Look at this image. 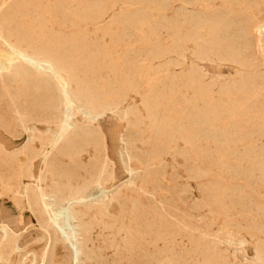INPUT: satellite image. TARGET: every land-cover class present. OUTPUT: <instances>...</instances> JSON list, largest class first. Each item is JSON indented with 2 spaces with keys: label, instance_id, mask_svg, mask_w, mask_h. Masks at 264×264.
Here are the masks:
<instances>
[{
  "label": "rangeland",
  "instance_id": "obj_1",
  "mask_svg": "<svg viewBox=\"0 0 264 264\" xmlns=\"http://www.w3.org/2000/svg\"><path fill=\"white\" fill-rule=\"evenodd\" d=\"M213 1L0 0V66L9 72L0 73V264H264V54L250 31L252 14L264 24V0ZM200 26L217 27V43ZM14 49L60 59L63 81L85 100L64 140L61 87ZM140 66L148 80L135 96L128 79ZM184 69L205 74L207 93L175 81ZM91 98L121 102L93 121ZM215 102L223 115L211 113Z\"/></svg>",
  "mask_w": 264,
  "mask_h": 264
},
{
  "label": "bare ground",
  "instance_id": "obj_2",
  "mask_svg": "<svg viewBox=\"0 0 264 264\" xmlns=\"http://www.w3.org/2000/svg\"><path fill=\"white\" fill-rule=\"evenodd\" d=\"M89 1V0H88ZM106 1V0H105ZM216 1H218V0H216ZM215 1V2H216ZM226 1V0H225ZM231 1V0H230ZM256 1V0H255ZM262 1V0H261ZM107 2H108V0H107ZM214 2V1H213ZM214 2V3H215ZM237 2V1H236ZM235 2V3H236ZM240 0H239V4H240ZM249 2V1H248ZM78 3V2H77ZM222 3V2H221ZM229 3V2H228ZM234 3V4H235ZM261 3V2H260ZM264 3V2H263ZM7 4V3H6ZM82 4V3H81ZM85 4V3H84ZM91 4V3H90ZM98 4H99V2H98ZM212 4V3H211ZM216 4V3H215ZM94 5V4H93ZM202 5V4H201ZM201 5H200V7H201ZM208 5V4H207ZM214 5V4H213ZM222 5V4H221ZM228 5V4H227ZM262 5V4H261ZM264 5V4H263ZM105 6V5H104ZM210 6H212V5H210ZM225 6V5H224ZM98 7V6H97ZM203 7H205V6H203ZM208 7V6H207ZM235 7V6H234ZM92 8V7H91ZM198 8V7H197ZM214 8V7H213ZM72 9V8H71ZM99 9V8H98ZM102 9V8H101ZM208 9V8H207ZM81 10H83V9H81ZM80 10V11H81ZM90 10V9H89ZM92 10V9H91ZM239 10V9H238ZM244 10V9H243ZM12 11V10H11ZM95 11V10H94ZM234 11H236V10H234ZM260 11V10H259ZM21 12V11H20ZM74 12V11H73ZM203 12V11H202ZM212 12V11H211ZM225 12V11H224ZM227 12V11H226ZM197 13V12H196ZM195 13V14H196ZM213 13V12H212ZM199 14V13H198ZM22 15V14H21ZM194 15V14H193ZM201 15H203V14H201ZM200 15V16H201ZM256 15V14H255ZM98 16V15H97ZM204 16V15H203ZM226 16V15H225ZM224 16V17H225ZM236 16V15H235ZM234 16V17H235ZM250 16V15H249ZM20 17V16H19ZM30 17H31V15H30ZM80 17V16H79ZM202 17V16H201ZM200 17V18H201ZM223 17V16H222ZM232 18V20L231 21H235V20H233V19H235V18ZM240 17V16H239ZM24 18V17H23ZM184 18V17H183ZM188 18H190V17H188ZM198 18V17H197ZM221 18V17H220ZM84 19H86V18H84ZM205 19V21L207 20L206 19V17L204 18ZM214 19V18H213ZM222 19V18H221ZM237 19V18H236ZM248 19H250L249 17H248ZM11 20V19H10ZM97 20V19H96ZM100 20V19H99ZM180 20H182V19H180ZM190 20V19H189ZM196 20H198V19H196ZM200 20H203V19H200ZM215 20H216V18H215ZM225 20V19H224ZM238 20V19H237ZM247 20V19H246ZM21 21V20H20ZM26 21V20H25ZM188 21V20H187ZM195 21V20H194ZM218 21V20H217ZM241 21V20H240ZM260 21V20H259ZM258 21V19L255 17V16H253V14H252V17H251V24H250V26H251V29H250V31L252 32V34H253V37H254V42L256 41V48H258V50L261 52V53H263L264 54V24H262L261 23V21L259 22ZM198 22H200V21H198ZM204 22V21H203ZM207 22V21H206ZM214 22V21H213ZM219 22V21H218ZM237 22H239V21H237ZM246 22V21H245ZM23 23V22H22ZM186 23V22H185ZM191 23V22H190ZM192 23H194V22H192ZM209 23V22H208ZM221 23V22H220ZM232 23V22H231ZM247 23V22H246ZM246 23H244V24H246ZM28 24V23H27ZM216 24H217V22H216ZM227 24H229L230 25V20H229V23L227 22ZM243 24V25H244ZM186 25V24H185ZM184 25V26H185ZM193 25V24H192ZM213 25H215V23L213 24ZM219 25V24H218ZM218 25H215V26H218ZM221 25V24H220ZM233 25H236V22H235V24H233ZM232 24L230 25V26H233ZM202 26V25H201ZM199 27V32H198V34L200 35V34H204L205 32L209 35L207 38H208V40L209 41H215V43H217L216 42V39H217V36H216V38H215V33H216V28H214V27H207L206 29H203V27L205 28V26H203V27ZM209 26H210V24H209ZM223 26H224V23H223ZM226 26V25H225ZM187 27H188V25H187ZM194 27V26H193ZM219 27V26H218ZM248 27H249V25H248ZM220 28V27H219ZM231 28V27H230ZM235 28V27H234ZM236 28H237V26H236ZM241 28V27H240ZM239 28V29H240ZM244 28H245V26H244ZM187 29V28H186ZM248 29V28H247ZM235 31H236V29H234ZM242 30V29H241ZM126 31V30H125ZM220 31H221V28H220ZM224 31V30H223ZM227 32L229 31V30H226ZM235 31H233V32H235ZM244 31V30H243ZM181 32V31H180ZM222 32V31H221ZM227 32H224V33H227ZM231 32V31H230ZM250 32V33H251ZM3 33V32H2ZM220 33V32H219ZM218 33V34H219ZM223 33V32H222ZM221 33V34H222ZM237 33V32H236ZM248 33V32H247ZM233 34V33H232ZM1 29H0V37H1ZM129 35V34H128ZM205 35V34H204ZM217 35V34H216ZM226 36H227V34H225ZM228 35H229V33H228ZM239 35H240V32H239ZM242 35H244V34H242ZM127 36V35H126ZM125 36V37H126ZM180 36V35H179ZM186 36V35H185ZM219 36V35H218ZM224 36V35H223ZM230 36V35H229ZM228 36V37H229ZM250 36V35H249ZM249 36H247V37H249ZM124 37V38H125ZM187 37V36H186ZM204 37V36H203ZM206 37V36H205ZM204 37V38H205ZM220 37H222V36H220ZM236 37V36H235ZM239 37V36H238ZM185 38V37H184ZM183 38V39H184ZM192 38V37H191ZM197 38H199V37H197ZM200 38H202V36L200 37ZM224 38H225V36H224ZM231 38H233V37H231ZM172 41H173V39L172 38H170ZM177 39V38H176ZM180 39H182V38H180ZM185 39H187V38H185ZM223 38H221V40H222ZM238 38H236V44H237V42H238V40H237ZM250 39V38H249ZM248 38H247V40H249ZM67 40V39H66ZM170 40V43L172 42ZM193 40H194V38H193ZM204 40V39H203ZM203 40H202V42H203ZM218 40H220V39H218ZM220 40V41H221ZM224 40V39H223ZM223 40L221 41V42H223ZM227 40V39H226ZM179 41V40H178ZM184 40H182V41H180L181 43H180V45L182 44V43H184L185 44V41L183 42ZM189 41V40H188ZM191 41V40H190ZM199 41V40H198ZM197 40H196V42H198ZM229 41V40H228ZM228 41H226V42H228ZM240 41V40H239ZM174 42V41H173ZM192 42H194L195 43V41H192ZM192 42H189V43H192ZM231 42V41H230ZM229 42V43H230ZM242 42V41H241ZM249 43H251L250 42V40L248 41ZM175 43L177 44V43H179V42H176L175 41ZM174 43V44H175ZM188 43V42H187ZM203 43H205L206 44V42L204 41ZM202 43V44H203ZM208 43V42H207ZM232 43H233V40H232ZM234 43V44H235ZM253 43V42H252ZM1 44V43H0ZM183 44V45H184ZM193 44V43H192ZM204 44V45H205ZM221 44V43H220ZM224 44V43H223ZM222 44V45H223ZM226 44V43H225ZM240 44V43H239ZM45 45V44H44ZM87 45V44H86ZM172 45V44H171ZM197 44L195 43V46H196ZM213 44H211V46H212ZM230 46H233V44L231 45V44H229ZM244 45V44H243ZM242 45V46H243ZM255 45H253L254 47H255ZM85 46V45H84ZM198 46V45H197ZM218 46V45H217ZM226 46V45H225ZM228 46V45H227ZM229 46V47H230ZM239 46V45H238ZM249 46V45H248ZM247 46V47H248ZM253 46H251V47H253ZM6 47V46H5ZM14 47V46H13ZM39 47V46H38ZM65 47V46H64ZM177 47H179L180 48V46H179V44L177 45ZM182 47V46H181ZM184 47H185V45H184ZM188 47V46H187ZM199 48H200V46H198ZM205 47H207V44H206V46ZM213 47V46H212ZM211 47V48H212ZM234 47H235V49H236V47L237 46H235L234 45ZM240 47H241V45H240ZM250 47V48H251ZM15 48V47H14ZM41 48V47H40ZM95 48V47H94ZM159 48V47H158ZM172 48V47H171ZM175 48V47H174ZM186 48V47H185ZM203 48V47H202ZM210 47H209V44H208V49H209ZM214 48V47H213ZM219 49H220V45H219V47H218ZM231 48V47H230ZM241 48H243V47H241ZM249 48V47H248ZM197 49V48H196ZM207 49V50H208ZM228 49V48H227ZM234 49V48H233ZM252 49V48H251ZM250 49V50H251ZM93 50V49H92ZM171 49H169V51H170ZM199 50V49H198ZM198 50H197V52H198ZM202 50V49H201ZM206 50V49H205ZM204 50V51H205ZM222 50V49H221ZM220 50V51H221ZM238 50H240L239 48H238ZM253 50V49H252ZM255 50V49H254ZM257 50V49H256ZM13 51V50H12ZM156 51V50H155ZM174 51V50H173ZM172 51V52H173ZM185 51V50H184ZM183 51V52H184ZM210 51V50H209ZM209 51H206V52H209ZM211 51H212V49H211ZM210 51V52H211ZM215 50L213 49V52H214ZM224 51H226V50H224ZM231 51V50H230ZM233 51V50H232ZM232 51H231V53H232ZM11 52V51H10ZM27 52V51H26ZM26 52H24V51H22V50H15L14 49V53L16 54V56H17V58H18V61L21 63V62H24V63H26L28 66H30V67H32V68H34V69H36L37 70V74H39L41 77H43L44 79H51V80H54V82L55 83H57L56 85H58V86H60L61 87V93H62V95H61V104H62V106L65 108V110H66V114H65V116H64V118L62 119V122H61V127H60V134H59V137H58V140H61V139H65L64 138V136H66L67 134H70V135H72L70 132L71 131H73V130H75L76 129V125L74 126H72V121H73V117H74V115H75V106L76 105H78V108H80L81 106H82V104H80V102H82V101H85L84 99H82V97H80L79 95H81V94H79V95H76L71 89H70V87H69V83L68 82H66V81H63V78H62V71H63V67H62V63H61V60L60 59H58V58H56V57H54L52 54L51 55H49V54H47V55H38V54H28V53H26ZM42 52V51H41ZM77 52V51H76ZM180 52V51H179ZM178 52V53H179ZM201 52V51H200ZM228 52V51H227ZM249 52V51H248ZM247 52V53H248ZM251 52V51H250ZM255 52V51H254ZM7 53H9V51L7 52ZM75 53V52H74ZM171 53V52H170ZM174 53V52H173ZM176 53H177V51H176ZM177 53V54H178ZM202 53V52H201ZM221 53V52H220ZM224 53V52H223ZM230 53V52H229ZM228 53V54H229ZM230 53V54H231ZM253 53V52H252ZM256 53V52H255ZM257 53H258V51H257ZM256 53V54H257ZM181 54V53H180ZM205 55L207 54V53H204ZM219 54V53H218ZM222 54V53H221ZM225 54V53H224ZM238 54V53H237ZM249 54V53H248ZM14 55V54H13ZM92 55V54H91ZM200 55V54H199ZM202 55V54H201ZM205 55H203V56H205ZM216 55V54H215ZM242 55L244 56V52H243V54H241L240 56L242 57ZM251 55V54H250ZM12 56V55H11ZM68 56V55H67ZM90 56V55H89ZM202 56V57H203ZM207 56V55H206ZM210 57L212 56V52H211V55H209ZM208 56V57H209ZM218 56H220V55H218ZM226 56V55H225ZM230 56V55H229ZM257 56V55H256ZM259 56V55H258ZM13 57V56H12ZM201 57V58H202ZM209 57V60L211 59ZM232 57V56H231ZM234 57V56H233ZM245 57H247V55L245 56ZM207 58V57H206ZM216 58V57H215ZM220 58V57H219ZM222 58V57H221ZM227 58V57H226ZM229 58V57H228ZM249 58V57H248ZM247 58V59H248ZM251 58H252V56H251ZM257 58V57H256ZM261 58H262V56H261ZM260 58V59H261ZM13 59V58H12ZM15 59V58H14ZM89 59V58H88ZM237 59V57L234 59V63H235V60ZM244 59V58H243ZM255 59V58H254ZM258 59V58H257ZM256 59V60H257ZM202 60V59H201ZM204 60H205V58H204ZM230 60V59H229ZM228 60V61H229ZM263 60V59H262ZM17 61V60H16ZM68 61V60H67ZM243 61V60H242ZM249 61V60H248ZM254 61V60H253ZM12 62V61H11ZM13 62H14V60H13ZM210 62H212V61H210ZM245 62H246V60H245ZM250 62V61H249ZM251 62H252V60H251ZM250 62V63H251ZM256 62V61H255ZM254 62V63H255ZM170 63H173L174 64V62H170ZM170 63H167L168 65L170 64ZM239 63H240V60H239ZM253 63V62H252ZM253 63V64H254ZM257 63V62H256ZM262 63V62H261ZM10 64H12V63H10ZM23 64V63H22ZM86 64V63H85ZM134 64H136V63H134ZM138 64V63H137ZM181 64V63H180ZM179 63H178V61H177V63H176V66L177 65H180ZM241 64V63H240ZM239 64V65H240ZM4 65V64H3ZM3 65H1L0 66V70H1V72L0 73H2V72H4V66ZM84 65V64H83ZM131 65V64H130ZM130 65H128V66H130ZM133 65V64H132ZM175 65V64H174ZM248 65L249 64H247V67H248ZM256 65V64H255ZM262 65V64H261ZM8 66H9V64H8ZM11 66V65H10ZM13 66V65H12ZM85 66V65H84ZM88 66V65H87ZM135 66V65H134ZM171 66V65H170ZM193 66H195L194 64H193ZM237 66H238V62H237ZM251 66V65H250ZM260 66V65H259ZM263 66V65H262ZM262 66L260 67V68H262ZM75 67V66H74ZM89 67V66H88ZM141 68H139V69H137L136 68V70L134 71V74L132 75V78H131V80H129L128 79V82L130 81V84H129V86H130V89L131 90H133L135 93H134V95L136 96V94L138 93V91L140 90V87H141V85H142V82L147 78L146 77V75H145V71H144V69L142 68V66H140ZM173 67H175V66H173ZM192 67V66H191ZM242 67H244V66H242ZM246 67V65H245V68L246 69H248ZM255 67V69H256V67H258V64H257V66H254ZM11 68V67H10ZM9 68V69H10ZM76 68V67H75ZM75 68H72V69H75ZM93 68V67H92ZM134 69H135V67H133ZM172 68V67H171ZM259 68V69H260ZM15 69H17V68H15ZM68 69V68H67ZM242 69H244V68H242ZM242 69H240V70H242ZM245 69V70H246ZM263 69H264V67H263ZM18 70V69H17ZM31 70V69H30ZM69 70V69H68ZM77 70V69H76ZM95 69H93V71H94ZM170 70V69H169ZM172 70V69H171ZM196 70H198V69H196ZM7 71V70H6ZM28 71V70H27ZM75 71V70H74ZM249 71V70H248ZM258 71V70H257ZM8 72V71H7ZM7 72H5L4 74L6 75L7 74ZM66 72V71H65ZM157 72V71H156ZM159 72V71H158ZM245 72V71H244ZM249 72H251V70L249 71ZM256 72V71H255ZM255 72H253L252 74L254 75V73ZM261 72V71H260ZM9 73V72H8ZM17 73H18V71H17ZM71 73V72H70ZM75 73V72H74ZM98 73V72H97ZM243 73V72H242ZM257 73H259V72H257ZM3 74V73H2ZM3 74V75H4ZM94 74V73H93ZM202 74H204V73H202ZM200 72H199V70L198 71H192V69L191 70H185L184 69V72H183V74H177V75H175L174 76V79H175V81L177 80V79H179V80H181V81H185L186 83H188V84H191L193 87H194V89L196 88L197 90H198V93H201V92H203V91H205V85H204V83L206 82V81H204V79H203V75H202ZM238 74H240V73H238ZM244 74H247V73H243V75ZM250 74V73H249ZM248 74V75H249ZM9 75V74H8ZM33 75V74H32ZM99 74H97V76H98ZM131 75V74H130ZM169 75V74H168ZM167 75V76H168ZM205 75V74H204ZM65 76H66V74H65ZM68 76V75H67ZM73 76V75H72ZM240 76V75H239ZM258 76V75H257ZM256 76V77H257ZM262 76V75H261ZM264 76V75H263ZM7 77V76H6ZM5 77V78H6ZM16 77H18V76H16ZM15 77V78H16ZM35 77V76H34ZM40 77V78H41ZM70 77V76H69ZM77 77H78V75H77ZM259 77H260V75H259ZM4 78V77H3ZM21 78H23V76L21 77ZM27 78V77H26ZM39 78V79H40ZM75 78V77H74ZM86 78V77H85ZM11 79V78H10ZM72 79V78H71ZM87 79V78H86ZM94 79V78H93ZM244 79V78H243ZM242 79V80H243ZM250 79H251V77H250ZM38 80V79H37ZM75 80H76V78H75ZM92 80V79H91ZM147 80H148V78H147ZM245 80H247V77L245 76ZM244 80V81H245ZM255 80H257V79H255ZM254 80V84L256 83V81ZM12 81H13V79H12ZM15 81V80H14ZM90 81V80H89ZM174 81V82H175ZM248 81H251V80H249V78H248ZM247 81V82H248ZM253 81V80H252ZM251 81V82H252ZM44 82H46L47 83V81H44ZM50 82V81H49ZM48 82V83H49ZM99 82V81H98ZM97 81H96V83H98ZM53 83V82H52ZM51 83V84H52ZM71 83V82H70ZM82 83V82H81ZM86 83V82H85ZM90 83V82H89ZM88 83V81H87V83L86 84H89ZM126 83V82H125ZM50 84V83H49ZM75 84V83H74ZM79 84V83H78ZM147 84V83H146ZM187 84V85H188ZM235 84H238V82L237 83H235ZM243 84V83H242ZM249 84V83H248ZM250 84H253V83H250ZM81 85V84H80ZM92 85V84H91ZM97 85V84H96ZM239 85H240V83H239ZM245 84H243V86H244ZM54 86V85H53ZM71 86H74V85H71ZM89 86V85H88ZM191 86V87H192ZM230 86V85H229ZM236 86V85H235ZM52 87V86H51ZM79 87V86H78ZM125 87V86H124ZM228 87V86H227ZM231 87V86H230ZM237 87V86H236ZM239 87V86H238ZM241 87V86H240ZM245 87H247L246 85H245ZM251 87H254L253 85L252 86H250V87H247V88H251ZM54 88H56L55 86H54ZM71 88H73V87H71ZM82 88V87H81ZM80 88V89H81ZM84 88V87H83ZM91 88V87H90ZM89 88V89H90ZM92 88H94V87H92ZM210 88V87H209ZM247 88H245L244 90H246ZM50 89V88H49ZM59 89V88H58ZM78 89V88H77ZM77 89H76V91L75 92H77ZM88 89V90H89ZM95 89V88H94ZM225 89V88H224ZM230 89V88H229ZM236 89V88H235ZM238 89V88H237ZM252 89V88H251ZM250 89V90H251ZM74 90V89H73ZM79 90V89H78ZM83 90V89H82ZM92 90V89H91ZM131 90H129V91H131ZM193 90V89H192ZM207 90V89H206ZM213 90V89H212ZM211 90V91H212ZM240 90H243V89H240ZM255 90V89H254ZM59 91V90H58ZM59 91V92H60ZM84 91V90H83ZM209 91V90H208ZM210 91V92H211ZM214 91V90H213ZM212 91V92H213ZM223 91V90H222ZM225 91V90H224ZM223 91V92H224ZM229 91V90H228ZM228 91H227V93H228ZM239 90H237V92H238ZM249 91V90H248ZM10 92V91H9ZM56 92V91H55ZM80 92V91H79ZM87 91H85V93H86ZM94 91H92V93H93ZM98 92V91H97ZM142 92V91H141ZM195 92H197V91H195ZM209 92V93H210ZM257 92H258V88H257ZM257 92H256V94H257ZM78 93V92H77ZM82 93V92H81ZM84 93V92H83ZM85 93H84V96H85ZM90 93V92H89ZM127 93V92H126ZM204 93H207L206 91L204 92ZM219 93V92H218ZM230 93V92H229ZM240 93H241V91H240ZM246 93H247V91H246ZM245 93V94H246ZM251 93V92H250ZM87 94V93H86ZM125 94V91L123 92V95ZM130 94V93H129ZM203 94V93H202ZM223 94V93H222ZM83 95V94H82ZM91 95V94H90ZM122 95V96H123ZM196 95H198V94H196ZM200 95V94H199ZM203 95H205V94H203ZM223 95H225V93L223 94ZM236 96H237V94H235ZM246 95H249L250 96V94H246ZM97 96V95H96ZM101 96H103V95H101ZM125 96V95H124ZM127 96V95H126ZM138 96V95H137ZM52 97V96H51ZM87 97H88V94H87ZM99 97V96H98ZM107 97V96H106ZM120 98H121V96H119ZM128 97H130V96H128ZM243 97H244V95H243ZM251 97V96H250ZM9 98V97H8ZM36 98V97H35ZM34 98V99H35ZM85 98H86V96H85ZM127 98V97H126ZM196 98V97H195ZM15 99V98H14ZM110 99V98H109ZM130 99V98H129ZM241 99V98H240ZM244 99V98H243ZM246 99V98H245ZM248 99H250V98H248ZM100 100V99H99ZM112 100V99H111ZM111 100H107V101H105V102H99V103H97L96 101H95V99L94 98H91V99H89V102H90V106H89V108H88V111L86 112V116H88V117H90L93 121H97V120H99V119H101V117H103V116H106L108 113H111V112H113V114L115 113L114 112V110L116 109L117 110V108H118V106H119V103L121 102H116V101H111ZM124 100V99H123ZM87 101V100H86ZM101 101V100H100ZM117 101H119V100H117ZM125 101H126V99H125ZM129 101V100H128ZM127 101V102H128ZM237 101V100H236ZM248 101V100H247ZM12 102V101H11ZM38 102V101H37ZM47 102H48V100H47ZM241 101H239V103H240ZM245 102V101H244ZM54 103V102H53ZM86 103V102H85ZM124 103H126V102H124ZM239 103H238V105L237 106H239ZM38 104V103H37ZM36 104V105H37ZM45 104H47V103H45ZM87 104V103H86ZM219 104V103H218ZM216 102L215 103H210V109L211 110H213V111H211V113H213V114H215V115H217V116H219V115H221L222 114V109H221V107L218 105ZM241 104V103H240ZM245 104V103H244ZM17 105V104H16ZM35 105V104H34ZM43 105V104H42ZM48 105H49V103H48ZM53 105H55V104H53ZM37 106H40L39 104L37 105ZM37 106H35V108L37 107ZM46 106V105H45ZM51 106V105H50ZM59 106H61V105H59ZM242 106V105H241ZM240 106V107H241ZM17 107H18V105H17ZM34 107V106H33ZM41 107V106H40ZM58 107V106H57ZM84 107V106H83ZM50 108H52V107H50ZM56 108V107H55ZM18 109V108H17ZM37 109V108H36ZM62 109V108H61ZM77 109V108H76ZM128 109V108H127ZM126 109V110H127ZM234 109V108H233ZM236 109V108H235ZM238 109H240L239 107H238ZM33 110H34V108H33ZM40 110V109H39ZM50 110V109H49ZM55 110V109H54ZM57 110V109H56ZM59 110V109H58ZM20 111V110H19ZM38 111V110H37ZM36 111V112H37ZM40 111H42V109L40 110ZM39 111V112H40ZM44 111H46V110H44ZM208 111H210V110H208ZM238 111V110H237ZM240 111V110H239ZM238 111V112H239ZM53 112V111H52ZM61 112V111H60ZM65 112V111H64ZM120 112V111H119ZM128 112V111H127ZM126 112V113H127ZM233 112H235V114H236V111H234L233 110ZM20 113V112H19ZM57 113V112H56ZM56 113H54V114H56ZM62 113V112H61ZM131 113V112H130ZM129 113V114H130ZM207 113V112H206ZM211 113H209L208 115H210ZM58 114V113H57ZM123 114L125 115V113L123 112ZM122 114V115H123ZM234 114V115H235ZM81 115V114H80ZM223 115V114H222ZM224 115H226V114H224ZM23 116V115H22ZM51 117H52V114L50 115ZM60 116V115H59ZM113 116V115H112ZM201 116H203V115H201ZM231 116H233V115H231ZM76 117V116H75ZM120 117V116H119ZM199 117V116H198ZM229 117V116H228ZM227 116H226V118H228ZM53 118H55V117H53ZM208 118H210V117H208ZM222 118V117H221ZM220 118V119H221ZM21 119V118H20ZM24 118H22L21 119V121L23 120ZM50 119H52V118H50ZM55 119H57V118H55ZM58 119L60 120V118L58 117ZM124 119V118H123ZM122 119V120H123ZM126 119V118H125ZM200 119V118H199ZM204 119H205V117H204ZM225 119V118H224ZM58 120V121H59ZM212 120H214V118L212 119ZM264 120V119H263ZM126 121V120H125ZM203 120H201V122H202ZM210 122H211V118H210ZM214 122H215V120H214ZM218 122V121H217ZM56 123H58L57 121H56ZM203 123H204V121H203ZM205 123H207L208 124V121H206ZM231 123H233V122H231ZM80 124V123H79ZM165 124V123H164ZM167 124V123H166ZM261 124V123H260ZM263 125H264V123H262ZM262 124H261V126H262ZM214 125V124H213ZM85 126V125H84ZM163 126V125H162ZM207 126H209V124L207 125ZM206 126V127H207ZM215 126V125H214ZM219 126V125H218ZM230 126V125H229ZM80 127H82L81 125H80ZM80 127H78V129L80 128ZM90 127H91V124H90ZM89 127V128H90ZM165 127L167 128V125H165ZM164 127V128H165ZM170 127H171V125H170ZM231 127H233L232 126V124H231ZM235 127V126H234ZM234 127H233V129H234ZM172 129L174 128L173 126L171 127ZM182 128V127H181ZM59 129V128H58ZM98 129H100V128H97V130ZM183 129V128H182ZM231 129V128H230ZM230 129H229V131H230ZM77 130V129H76ZM102 130V129H101ZM100 130V131H101ZM160 130V129H159ZM180 130V129H179ZM178 130V131H179ZM131 131V130H130ZM177 131V132H178ZM182 131V130H181ZM181 131H179V132H181ZM236 131V130H235ZM237 131H238V129H237ZM86 132H88V131H86ZM95 132V131H94ZM94 132H92V133H94ZM97 132V131H96ZM230 132H232V131H230ZM80 133V132H79ZM81 133H82V131H81ZM83 133H85V132H83ZM83 133H82V135H83ZM88 133H90V132H88ZM88 133H86V134H88ZM99 133V132H98ZM130 133V132H129ZM234 133V132H233ZM97 134V133H96ZM200 134V133H199ZM198 134V135H199ZM229 135H230V133H228ZM69 135V136H70ZM78 135V134H77ZM82 135H80V136H82ZM85 135V134H84ZM125 135V134H124ZM174 135V134H173ZM197 135V134H196ZM197 135V136H198ZM41 136V135H40ZM182 136V135H181ZM196 136V137H197ZM84 137V136H83ZM83 137H81L82 138V140H83ZM91 137V136H90ZM94 137V136H93ZM199 137V136H198ZM67 138V137H66ZM75 139H76V137H74ZM80 138V137H79ZM80 138V139H81ZM95 138V137H94ZM78 139V138H77ZM104 139V138H103ZM79 140V139H78ZM97 140V139H96ZM99 140V139H98ZM106 140V139H105ZM126 140V139H125ZM68 141V140H67ZM80 141V140H79ZM69 142H70V139H69ZM87 142V144L90 142V141H86ZM85 142V143H86ZM121 142H123V141H121ZM126 141H124V143H125ZM27 143H28V141H27ZM56 143V142H55ZM54 143V144H55ZM58 143H60V142H58ZM63 143H64V141H63ZM25 144V143H24ZM53 144V145H54ZM72 144V143H71ZM106 144V143H105ZM75 145H77V144H75ZM25 146H27V145H25ZM83 146V145H82ZM127 146H129V145H127ZM28 147V146H27ZM26 147V148H27ZM54 147V146H53ZM1 148V147H0ZM3 148V147H2ZM22 148H24V147H22ZM106 148V147H105ZM133 148H134V146H133ZM28 149V148H27ZM75 149H76V147H75ZM74 149V151H76ZM127 149V148H126ZM22 150V149H21ZM29 150V149H28ZM138 150V149H137ZM5 151V150H4ZM19 151V150H18ZM23 151H25V153H26V150H23ZM127 151V150H126ZM129 151H131V149H129ZM129 151L127 152V153H129ZM132 152V151H131ZM16 153H17V151H16ZM24 153V152H23ZM28 153V152H27ZM136 153H138V151L136 152ZM11 154H14V153H11ZM20 154V153H19ZM121 154V153H120ZM124 154V153H123ZM130 154V153H129ZM128 154V155H129ZM8 155V154H7ZM72 156V155H71ZM123 156V155H122ZM121 156V157H122ZM131 156V155H130ZM123 158H124V156H123ZM48 159V158H47ZM122 159V158H121ZM125 159V158H124ZM137 159V158H136ZM50 160H51V157H50ZM131 160V159H130ZM47 162H49V161H47ZM109 162V161H108ZM122 162H123V160H122ZM126 164L127 163H129V160H128V162L126 161L125 162ZM132 163H133V161H132ZM125 164V165H126ZM46 165H47V163H46ZM45 165V166H46ZM129 165V164H128ZM127 166V165H126ZM124 168V167H123ZM127 168H129V166L127 167ZM34 169V168H33ZM125 169V168H124ZM126 170V169H125ZM127 171H128V169H127ZM129 171H131V170H129ZM128 171V172H129ZM131 173V172H130ZM130 173H127V174H130ZM32 174H33V172H32ZM132 174V173H131ZM133 175V174H132ZM33 178V177H32ZM41 179V178H40ZM102 180V179H101ZM187 185V184H186ZM89 187V186H88ZM171 191V190H170ZM37 192V191H36ZM43 192V191H42ZM40 193V192H39ZM38 194V193H37ZM43 195H44V193H42ZM187 194V193H186ZM40 195V194H39ZM38 195V196H39ZM46 196V195H45ZM44 196V198H46ZM48 197V196H47ZM105 197V196H104ZM41 198V197H40ZM36 199H37V197H36ZM88 200V199H87ZM37 201H39V199L37 200ZM36 200H35V202H37ZM83 201V200H82ZM42 203V202H41ZM80 203V202H79ZM174 203V202H173ZM33 205H34V202H33ZM97 206V205H96ZM106 206V205H105ZM38 206H36V209H38L39 210V207L37 208ZM46 207H48V204H46ZM187 207V206H186ZM41 208V207H40ZM84 208V207H83ZM184 208V207H183ZM158 209V208H157ZM189 209V208H188ZM191 209V208H190ZM54 210V209H53ZM46 211V210H45ZM55 211V210H54ZM41 212V211H40ZM39 212V213H40ZM38 213V212H37ZM39 213H38V215H39ZM46 213H47V211H46ZM187 213V212H186ZM193 213V212H192ZM42 214H43V212H42ZM41 213H40V215H42ZM72 215H73V213H72ZM80 216V215H79ZM40 218H42V216L40 217ZM107 218V217H106ZM124 218V217H123ZM51 219H52V222H54V224H56L57 226H60V224L61 223H64V222H60V224L57 222L59 219H63L62 218V214L61 213H59V212H52L51 211ZM74 219H75V217H74ZM42 220V219H41ZM76 220V219H75ZM46 221V220H45ZM45 221H44V223H45ZM48 221V220H47ZM188 221V220H187ZM49 222V221H48ZM189 222V221H188ZM41 224H43V221H42V223ZM46 226H47V228H50V230H51V228H53L52 227V224L51 223H46ZM46 226H45V228H46ZM42 227V226H41ZM61 227V226H60ZM197 227V226H196ZM2 229L1 230H3L4 231V233H5V236L6 237H8V229H7V227L6 226H2L1 227ZM44 228V227H43ZM62 228V227H61ZM48 230V229H47ZM66 230V229H65ZM56 232H57V230H55ZM66 232L67 231H65V234H66ZM83 232V231H82ZM201 232V231H200ZM12 233V232H11ZM60 235V234H59ZM75 236V235H74ZM78 236V235H77ZM55 237H57V236H55ZM68 237H69V239H70V236L68 235ZM52 238V237H51ZM81 239V238H80ZM7 241V240H6ZM60 241V240H59ZM226 241V240H225ZM228 241V240H227ZM235 241V240H234ZM8 242V241H7ZM53 242V241H52ZM61 243H62V240H61ZM228 243H229V241H228ZM219 245V244H218ZM4 246V245H3ZM233 246V245H232ZM83 247V246H82ZM81 247V248H82ZM241 253V252H240ZM224 256V255H223ZM36 259V258H35ZM236 259V258H235Z\"/></svg>",
  "mask_w": 264,
  "mask_h": 264
}]
</instances>
